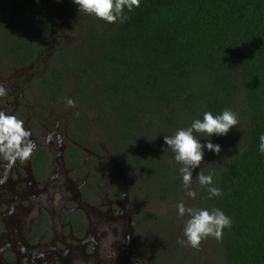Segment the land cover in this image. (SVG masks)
<instances>
[{"label": "trees", "instance_id": "trees-1", "mask_svg": "<svg viewBox=\"0 0 264 264\" xmlns=\"http://www.w3.org/2000/svg\"><path fill=\"white\" fill-rule=\"evenodd\" d=\"M58 0H12L0 28V53L27 65L44 46ZM64 30L83 24V41L59 49L37 80L40 95L57 104L72 82L78 102L96 117L137 185L170 201L183 189V166L164 141L205 112L231 110L237 128L203 137L221 146L200 168L214 172L210 196L198 186L197 209H220L224 264H264V0H140L128 19L108 23L59 0ZM60 38L58 46L61 47ZM72 77V78H71ZM73 152L79 149L70 145Z\"/></svg>", "mask_w": 264, "mask_h": 264}, {"label": "rangeland", "instance_id": "rangeland-1", "mask_svg": "<svg viewBox=\"0 0 264 264\" xmlns=\"http://www.w3.org/2000/svg\"><path fill=\"white\" fill-rule=\"evenodd\" d=\"M11 12L12 0H0V28L9 24ZM64 16L58 0L52 30L30 64L17 66L13 55L0 53V85L7 91L6 96L0 97V111L22 120L34 149L48 147L52 159L63 166L38 180L30 170L29 158L10 161L0 155L3 167L0 214L6 225L0 238L8 237L11 243L7 252L0 253V264H74L77 256L80 264H224L214 237L205 239L199 249L186 243L184 227L189 217L187 214L181 217L176 205L183 201L186 207L196 206L184 185L179 196L166 202L152 199L146 187L137 185L126 163L117 158L109 135L93 113L77 101L72 77L59 103L49 104L40 96L35 81L46 73L50 58L59 49L83 41L82 22L77 23L76 32L70 33L64 30ZM60 38L61 47L58 46ZM74 142L80 143L86 158L98 159L101 170L107 169L99 182L101 188L111 186V179L120 185L115 198L111 189L106 190L108 194L102 197L101 207L82 202L78 194L79 186L86 182L89 173L86 162L73 167L65 159L66 145ZM211 152L205 147L204 162L193 170V190L198 186L197 174ZM79 176L83 177L81 182L77 181ZM17 180L27 189L35 185L31 198L16 199L13 188ZM44 181L47 193L39 200ZM38 200H46L45 205L53 206L50 208L53 232L45 240L35 238L29 228L36 211L33 202ZM73 204L85 210L92 226L83 237L85 244L76 245V250L71 252L69 240L59 235L58 229L61 227L60 208ZM142 213L146 214L144 220L140 219ZM108 241L113 243L105 246Z\"/></svg>", "mask_w": 264, "mask_h": 264}, {"label": "clouds", "instance_id": "clouds-1", "mask_svg": "<svg viewBox=\"0 0 264 264\" xmlns=\"http://www.w3.org/2000/svg\"><path fill=\"white\" fill-rule=\"evenodd\" d=\"M79 6V12L87 15H94L108 23H123L128 17L124 14L125 7L131 11L134 7L140 6V0H74ZM7 95L6 89L0 85V97ZM238 117L231 110H224L220 115H213L205 112L203 118L196 119L187 129H180L172 136H164V141L175 153V160L183 166L179 169L187 195L195 199L197 193L191 188L193 170L204 162L205 147L219 154L221 146L213 144L209 140L206 145L201 143L195 133L202 134L203 137L226 136L230 130L237 128ZM30 133L23 127V121L14 115L0 111V155L10 161L17 158L25 160L31 155L35 145L29 139ZM259 151L264 153V135L260 136ZM214 172L205 175L202 171L197 174L200 186L206 187L210 196H220L221 190L212 186ZM178 214L183 217L188 215L184 227L186 243L199 249L202 242L208 237L217 240L222 239L223 229L231 227V219L220 209H196L186 207L181 201L177 205ZM108 241L105 246L112 244ZM185 243V241H181ZM77 264V262H74Z\"/></svg>", "mask_w": 264, "mask_h": 264}, {"label": "flooded vegetation", "instance_id": "flooded-vegetation-1", "mask_svg": "<svg viewBox=\"0 0 264 264\" xmlns=\"http://www.w3.org/2000/svg\"><path fill=\"white\" fill-rule=\"evenodd\" d=\"M17 66L23 67L26 65L17 64ZM42 77H40L37 80H40ZM37 80L35 81L36 87L38 86ZM42 98L45 99L44 97ZM45 100L47 103H49L47 99ZM71 144H73L75 147L79 149L77 153L71 150L70 148ZM65 151H66L65 159L67 163L72 164L73 167L79 166L81 165V163L83 165L86 162L87 173H89V175H88L86 182L84 184H81L78 190V194L82 196V202L85 201V203H88V204L92 203L94 205H98V207H101L103 205L102 197L105 195V198H106V195L108 194L106 190L110 191V189L112 190L111 194L114 196V198L118 196V192L120 191V185H117L115 183V180L112 181L111 179L112 185L107 187L106 189L105 187L101 188L99 186V182L101 181V178L104 179V175L106 174L107 169L104 168L105 170H101L102 168L100 167V164H99L100 162L98 159L86 158L84 156V152L82 151L80 147V143L74 142V143L67 144ZM29 161H30V165H29L30 170L33 171V174H34L33 176H35L38 180H43L47 178L48 174L54 168L60 169L63 167L61 162H58L57 160L52 159L51 154L49 152V148L45 146L36 147L31 153V155L29 156ZM2 168H3L2 165H0V174L3 173ZM109 173H112V172L110 171ZM80 179H83V177L79 176L77 178V181L81 182ZM17 181L18 182L16 186L13 188L14 194H16V199H23L27 197L29 198V196L31 198V194L33 190L32 188H34L35 185L34 186L32 185V187H29L27 189L24 187V185H22V183L19 180ZM45 185L46 183L44 181V184L41 186L42 188L40 189V192H39V197H38L39 200L41 199L40 197H43V195L47 193L48 187H46ZM39 200L33 202L34 204L33 207L36 210L35 213L37 215L35 213L33 214L34 219L29 224V228L31 227L32 235L35 238H41L45 240L46 238H48L49 234L53 232V229L50 224L52 222L51 220L52 215L50 213V208L51 207L53 208V206L50 207L48 204L45 205L46 200L44 201L43 200L39 201ZM75 203L79 204L78 202H75ZM76 204H73V206L71 207L70 206L65 207L64 205L59 210L61 227H59L58 229L59 231L58 234L64 235L65 239L69 240L67 244H69L71 252H74L76 250V247H75L76 245L85 244V240L83 239V237L86 235V233L90 230V227L92 226V224H90L88 218L86 217V212H84L85 210L83 208H80ZM1 205L2 203L0 202V207ZM1 216L2 214H0V236H1L2 230L6 226ZM145 216L146 214L142 213L140 219L144 220ZM60 228H62V230ZM16 233L19 234V232H16ZM10 244L11 243H9L8 237L0 238V253L2 254L3 251L7 252L6 250H9L8 247ZM82 251H83V248H82ZM35 256L37 255L35 254ZM77 257L74 259L73 263L77 262V264H80V261Z\"/></svg>", "mask_w": 264, "mask_h": 264}]
</instances>
